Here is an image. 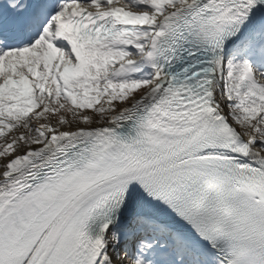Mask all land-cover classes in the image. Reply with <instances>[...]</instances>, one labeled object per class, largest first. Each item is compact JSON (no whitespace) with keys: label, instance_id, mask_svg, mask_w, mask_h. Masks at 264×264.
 Listing matches in <instances>:
<instances>
[{"label":"snow or ice","instance_id":"1","mask_svg":"<svg viewBox=\"0 0 264 264\" xmlns=\"http://www.w3.org/2000/svg\"><path fill=\"white\" fill-rule=\"evenodd\" d=\"M0 264H264V0H0Z\"/></svg>","mask_w":264,"mask_h":264}]
</instances>
